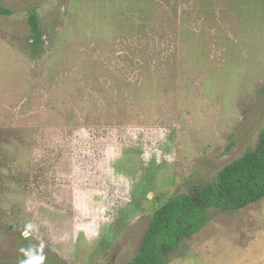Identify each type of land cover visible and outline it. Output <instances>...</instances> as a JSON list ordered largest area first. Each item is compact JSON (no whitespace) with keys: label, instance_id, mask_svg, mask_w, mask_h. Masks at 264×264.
<instances>
[{"label":"rangeland","instance_id":"obj_1","mask_svg":"<svg viewBox=\"0 0 264 264\" xmlns=\"http://www.w3.org/2000/svg\"><path fill=\"white\" fill-rule=\"evenodd\" d=\"M263 127L264 0H0V264H125ZM263 261L264 198L169 264Z\"/></svg>","mask_w":264,"mask_h":264},{"label":"trees","instance_id":"obj_2","mask_svg":"<svg viewBox=\"0 0 264 264\" xmlns=\"http://www.w3.org/2000/svg\"><path fill=\"white\" fill-rule=\"evenodd\" d=\"M29 24L32 39L40 40L37 13H30ZM262 198L264 127L256 145L222 167L215 181L177 193L160 205L150 220L138 253L125 264H169L183 240L210 221L211 209H242Z\"/></svg>","mask_w":264,"mask_h":264},{"label":"crops","instance_id":"obj_3","mask_svg":"<svg viewBox=\"0 0 264 264\" xmlns=\"http://www.w3.org/2000/svg\"><path fill=\"white\" fill-rule=\"evenodd\" d=\"M188 1H191V0H188ZM179 6H184L183 4H178ZM262 264H264V261L262 262Z\"/></svg>","mask_w":264,"mask_h":264}]
</instances>
